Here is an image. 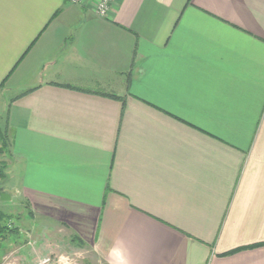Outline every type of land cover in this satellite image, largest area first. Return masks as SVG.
Masks as SVG:
<instances>
[{"label": "crops", "instance_id": "1", "mask_svg": "<svg viewBox=\"0 0 264 264\" xmlns=\"http://www.w3.org/2000/svg\"><path fill=\"white\" fill-rule=\"evenodd\" d=\"M3 116L1 187L88 264H264V0H0Z\"/></svg>", "mask_w": 264, "mask_h": 264}, {"label": "rangeland", "instance_id": "2", "mask_svg": "<svg viewBox=\"0 0 264 264\" xmlns=\"http://www.w3.org/2000/svg\"><path fill=\"white\" fill-rule=\"evenodd\" d=\"M7 124L6 116L0 118V129L5 130ZM4 156H0V159ZM1 162V160H0ZM8 175V167L6 168ZM8 177L4 180V185H8ZM12 181V180H11ZM10 201L0 200V211L12 214L15 220L11 225L19 230L18 234L11 235L0 245V264H37L44 257H51V264H88L84 253L70 251L64 241L50 236L49 232L39 234L34 229V223L30 219L29 209L25 201L20 200L15 192L11 191ZM35 224H37L35 222ZM67 242V241H66ZM55 246L67 253V257L62 260L61 256L50 252V248ZM70 247V245H68Z\"/></svg>", "mask_w": 264, "mask_h": 264}, {"label": "trees", "instance_id": "3", "mask_svg": "<svg viewBox=\"0 0 264 264\" xmlns=\"http://www.w3.org/2000/svg\"><path fill=\"white\" fill-rule=\"evenodd\" d=\"M8 146L9 141L7 133L0 129V156H4V158L0 159V186L4 185V180L8 177L6 173V155H4ZM13 220H15V218L12 216V214L0 211V245L11 235L13 236L14 234H18V236H20L19 230L16 229L17 227L14 228L11 225V223L14 222Z\"/></svg>", "mask_w": 264, "mask_h": 264}, {"label": "built area", "instance_id": "4", "mask_svg": "<svg viewBox=\"0 0 264 264\" xmlns=\"http://www.w3.org/2000/svg\"><path fill=\"white\" fill-rule=\"evenodd\" d=\"M74 4L82 5L92 1L95 12L101 17H108L113 0H72ZM51 257H44L37 264H51Z\"/></svg>", "mask_w": 264, "mask_h": 264}, {"label": "water", "instance_id": "5", "mask_svg": "<svg viewBox=\"0 0 264 264\" xmlns=\"http://www.w3.org/2000/svg\"><path fill=\"white\" fill-rule=\"evenodd\" d=\"M12 199L11 194L4 190L3 187L0 186V200L1 201H10Z\"/></svg>", "mask_w": 264, "mask_h": 264}]
</instances>
